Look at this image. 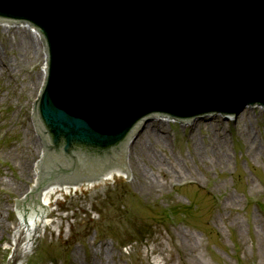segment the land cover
<instances>
[{"label":"water","instance_id":"95a60500","mask_svg":"<svg viewBox=\"0 0 264 264\" xmlns=\"http://www.w3.org/2000/svg\"><path fill=\"white\" fill-rule=\"evenodd\" d=\"M5 22L47 51L32 115L43 158L16 201L32 220L50 217L44 191L127 179V144L153 119L264 108V0H0Z\"/></svg>","mask_w":264,"mask_h":264},{"label":"rangeland","instance_id":"374dc122","mask_svg":"<svg viewBox=\"0 0 264 264\" xmlns=\"http://www.w3.org/2000/svg\"><path fill=\"white\" fill-rule=\"evenodd\" d=\"M19 28L0 26V264H16L14 201L41 153L30 113L44 56ZM162 126L131 144L130 182L56 194L23 264H264V110Z\"/></svg>","mask_w":264,"mask_h":264},{"label":"bare ground","instance_id":"6f19581e","mask_svg":"<svg viewBox=\"0 0 264 264\" xmlns=\"http://www.w3.org/2000/svg\"><path fill=\"white\" fill-rule=\"evenodd\" d=\"M4 27H6V26H4ZM19 29L26 30L28 36L31 37V39L33 40L34 44L39 45L38 51H37V54L39 56V54H41V51H42L41 50V46H40V43H42V39H41L40 34L38 32H36V31H34V30H30L29 27H26L24 25H21V28H19ZM23 42H24V44L27 43L28 39L24 38ZM1 67L3 69H6L3 65H1ZM44 69H45V67L42 66L41 74H40V76L38 78V82L39 83H41L42 80H43ZM163 123H164V120L160 121V122L153 123L154 125H152V126L149 125V126H146V127H147V129L150 127L151 130L154 131V133H155L157 130L161 131V129L163 128V126H162ZM147 129L145 131H146V133L148 132V135H146V134L145 135L143 134V135L146 136V138L148 139V138H150V133H151L150 131L151 130H147ZM129 144L130 143H128L127 145L129 146ZM144 150H145L144 146H142V148L140 149L141 154L144 157L148 158L147 155L145 154ZM118 178L126 179V175H122V176H119V177L104 181L102 183L111 182V181H114V180H116ZM143 178H145V179H143ZM142 180H143L142 187L146 188L147 194H151L152 192H154L156 190V186H157L156 183L154 181L148 179V177L146 175L142 176ZM99 184H101V183H99ZM35 185H36V182L32 186L29 187V189L27 191L26 199H29V193H34L35 192ZM68 190H72V189L44 191V192L41 193L39 204L43 205V206H45L47 208L49 216H50L51 211H50L49 208L52 207V205L56 201L55 195L57 193H60V192H62L63 194H68ZM23 200L24 199H21V200H19V202L23 201ZM16 211L18 213V203L16 204ZM50 224H51L50 217H33V220H32V219H29V218H26V217L18 215L17 229L15 230V232H14V234L12 236L13 237L12 238L13 239V244L15 246V248H14V256L13 257L17 258L18 255L22 252V250H24L26 248V246H28L29 242L33 241L34 239H36L38 234H40V232H42L43 230H46L47 227Z\"/></svg>","mask_w":264,"mask_h":264}]
</instances>
